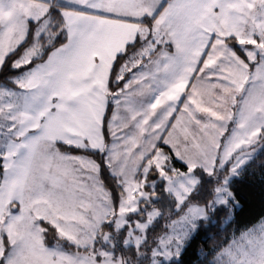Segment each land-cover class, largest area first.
<instances>
[{
    "label": "snow or ice",
    "instance_id": "snow-or-ice-1",
    "mask_svg": "<svg viewBox=\"0 0 264 264\" xmlns=\"http://www.w3.org/2000/svg\"><path fill=\"white\" fill-rule=\"evenodd\" d=\"M22 44L0 264H180L264 172V0H0V69ZM208 232L197 264H264V219Z\"/></svg>",
    "mask_w": 264,
    "mask_h": 264
},
{
    "label": "trees",
    "instance_id": "trees-1",
    "mask_svg": "<svg viewBox=\"0 0 264 264\" xmlns=\"http://www.w3.org/2000/svg\"><path fill=\"white\" fill-rule=\"evenodd\" d=\"M52 13L53 15L57 14L55 9H52ZM25 47L26 45L22 44L6 59L4 68L0 69V79L18 75L26 70L25 68L13 69L11 67V61L18 58ZM30 67L31 65L26 66V68ZM174 163L178 168L183 167L179 161H174ZM104 175L106 182H108L106 170ZM231 190L238 202V206H234L231 209L230 215L228 208H218L212 217L216 221V226L214 227L211 223L207 227L202 225L198 234L193 237L189 248L183 254L180 264H197V252L204 244L205 235L209 228H211V231L208 232V235L223 238L236 229L251 227L264 218V172L259 169L253 170L249 168L248 171L243 172L234 179ZM204 197L207 198V192L204 193ZM160 223L162 222H157L156 231L160 230ZM222 228H227V231H222Z\"/></svg>",
    "mask_w": 264,
    "mask_h": 264
},
{
    "label": "rangeland",
    "instance_id": "rangeland-1",
    "mask_svg": "<svg viewBox=\"0 0 264 264\" xmlns=\"http://www.w3.org/2000/svg\"><path fill=\"white\" fill-rule=\"evenodd\" d=\"M23 73V72H22ZM21 74V73H20ZM20 74H18V75H15V76H19ZM235 197V196H234ZM235 205L234 206H238V202L236 201V199H235ZM234 206H233V208H234ZM264 219V218H263Z\"/></svg>",
    "mask_w": 264,
    "mask_h": 264
},
{
    "label": "crops",
    "instance_id": "crops-1",
    "mask_svg": "<svg viewBox=\"0 0 264 264\" xmlns=\"http://www.w3.org/2000/svg\"><path fill=\"white\" fill-rule=\"evenodd\" d=\"M59 2L63 5V3H64V0H59Z\"/></svg>",
    "mask_w": 264,
    "mask_h": 264
}]
</instances>
